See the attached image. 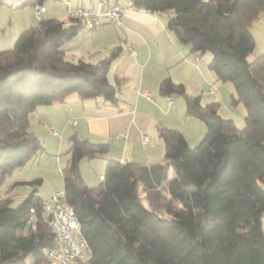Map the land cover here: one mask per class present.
Returning <instances> with one entry per match:
<instances>
[{
  "label": "trees",
  "instance_id": "trees-1",
  "mask_svg": "<svg viewBox=\"0 0 264 264\" xmlns=\"http://www.w3.org/2000/svg\"><path fill=\"white\" fill-rule=\"evenodd\" d=\"M21 1L35 6L45 0ZM127 1L135 9L166 14L177 42L190 44L198 57L210 54L216 80L233 85L231 105L245 108L244 127L220 116L217 102L203 104L202 94L190 95L165 78L160 93L182 96L186 115L204 123V136L191 147L178 130L158 127L166 165L147 169L110 160L94 187L82 178L79 163L105 155L108 145L72 134L62 192L89 248L84 264H264V52L247 60L255 47L249 27L264 11V0ZM84 28L77 18L40 19L12 48L0 50V189L43 153L29 129L39 106L72 94L111 104L120 99L122 80L109 79L120 48L95 63L65 58L63 45ZM167 166L174 172L170 180ZM41 182L14 183L32 187L15 205L10 196L0 197V264H52L46 252L54 246V233L42 211ZM140 183L151 208L140 201ZM162 186L170 198L159 203Z\"/></svg>",
  "mask_w": 264,
  "mask_h": 264
},
{
  "label": "crops",
  "instance_id": "crops-1",
  "mask_svg": "<svg viewBox=\"0 0 264 264\" xmlns=\"http://www.w3.org/2000/svg\"><path fill=\"white\" fill-rule=\"evenodd\" d=\"M99 1L104 0H71V6L96 9ZM13 2L17 3L15 8H11ZM104 2L105 5L112 3ZM118 4L122 7L121 26L84 28L63 45V51L68 61L82 59L95 63L107 57L113 48H120L109 75L111 82L115 77L122 80L120 99L116 104H111L100 98L81 100L72 94L64 102L39 106L29 117V129L43 145V153L33 161L40 172L23 174L24 166L13 173L11 181L6 184L7 189L12 188L13 193L15 191L10 197L12 201L20 202L32 190L26 184L12 185L35 177H41L38 188L41 200L62 191L63 183H59L53 174H47L48 171L61 174L62 167L69 159L68 139L72 134L91 143L108 145L105 155L92 160L82 159L79 163L81 176L90 187L99 184L106 163L110 160L133 162L147 169L166 165L163 144L157 135L158 127L178 130L189 146H195L203 137L206 127L204 129L205 125L199 119L186 115L182 96L173 94L170 96L171 103L167 102L159 91V84L165 78L182 84L190 95L202 94L203 104L217 102L218 112L221 96L218 93L216 97L215 92L214 96H209L206 90L210 87H218L219 90L227 86L230 99L233 85L216 80L209 68L211 56L204 58L207 53L199 56L197 61L193 60L195 54L191 52V45L177 42L174 34L167 29L166 14L135 9L127 0ZM43 5L45 12L40 19L56 18L69 22L63 0H45ZM40 19L35 16L34 5H23L21 0H1L0 50L9 49L21 32L35 26ZM249 30L255 42L250 54L254 58L264 52V11L251 23ZM145 93H149V99L144 97ZM72 119L76 121L74 125L70 122ZM173 177L172 168L167 166L166 179ZM144 196L149 197V192H145ZM262 229L264 232V216Z\"/></svg>",
  "mask_w": 264,
  "mask_h": 264
},
{
  "label": "built area",
  "instance_id": "built-area-1",
  "mask_svg": "<svg viewBox=\"0 0 264 264\" xmlns=\"http://www.w3.org/2000/svg\"><path fill=\"white\" fill-rule=\"evenodd\" d=\"M68 18L81 20L85 28L96 29L100 25H122V7L117 3L105 5L104 1H99L97 8L77 7L72 8L71 0H63ZM17 6L16 2L11 3V8ZM35 16L40 19L45 12L43 4L34 6ZM193 60L199 57L193 55ZM215 92V87L206 90V94L211 96ZM149 93L144 97L149 99ZM168 103H171L170 96H165ZM71 124L76 121L72 119ZM146 141V137H143ZM102 179V177H100ZM42 211L48 218L49 225L54 233V246L47 250L46 259L52 264H84L89 254V248L84 240L80 225L73 208L66 202L62 191L53 193L47 200H42ZM33 214L34 210L30 209ZM33 217L27 220L30 224Z\"/></svg>",
  "mask_w": 264,
  "mask_h": 264
},
{
  "label": "rangeland",
  "instance_id": "rangeland-1",
  "mask_svg": "<svg viewBox=\"0 0 264 264\" xmlns=\"http://www.w3.org/2000/svg\"><path fill=\"white\" fill-rule=\"evenodd\" d=\"M120 1H122V0H120ZM8 3H10V2L8 1ZM16 38H17V37H16ZM15 40H16V39H15ZM15 40L13 41V43L10 44L9 49L13 47ZM208 55L210 56V54L207 53V54L205 55L204 58L207 59V58H208ZM252 59H253V57H252L251 55H249V56L247 57V60H249V61H251ZM219 83H221V82L219 81ZM227 83H229V82H227ZM227 85H231V84H227ZM226 87H227V86H224L223 88H221V89H219V90H218V87H216V89H215V94H214V95H216V97H217V94L219 93V95L221 96V103H220V109H219V112H220V114L223 115V116H229L228 118H229V119H230V118L233 119L235 125H236L238 128H242V127H244V117H245V114H246L245 108H244V106H242V104H239L238 107L235 106V105H234V106L231 105V103H230V99H229V95H228V93H227V89H226ZM231 87H232V86H231ZM232 89H233V87H232ZM232 92H233V91H232ZM214 95H213V96H214ZM213 96H212V97H213ZM241 111H243V112H241ZM201 125H202V124H201ZM204 129H205V126H204ZM204 134H205V132H204ZM203 136H204V135H203ZM200 140H201V139H200ZM200 140H199V141H200ZM199 141H198V142H199ZM197 144H198V143H197ZM50 163H51V162H50ZM49 165H50V164H49ZM49 167H50V166H49ZM24 169H25V172H24L23 174L28 173V174H32V175H33V174H38V173L40 172V171L37 169V165H36V164L33 165V162H31V163L25 165V168H24ZM43 172L46 173L45 169H44ZM51 174H53V177H54L55 179H57L59 183H60V182L62 183L61 174H58V173L55 172V171H54L53 173H52V171H48V174H47V175H51ZM36 178H40V179H41V177H35V178H33V179H36ZM33 179H31V180H33ZM10 181H11L10 178H8V179L6 180V182H5V184L3 185V187L0 189V197H3V196H5V195H7L8 197H9V196L12 197L13 194L15 193V191H14V193H13L11 189H8V190H7V188H9V187L6 188V184H8ZM6 190H7V191H6ZM138 190H139L140 201H141V203L143 204V206H145V207H147V208H151V207H150L151 205H150L149 197H145V196H144V191H143V188H142V184H141V183L138 185ZM157 190H158V196H157V198H158V202H159V203L167 202V200L170 198V195H169V193H168L167 187L162 186V187H159ZM5 191H6V192H5ZM175 203L177 204L176 201H175ZM15 204H17V202L12 201L11 205H15ZM158 214H160L161 216H166L164 210L159 211ZM47 264H50V263L47 262Z\"/></svg>",
  "mask_w": 264,
  "mask_h": 264
}]
</instances>
